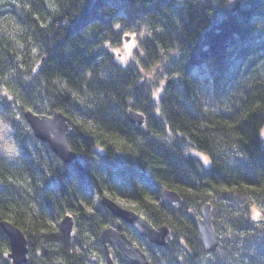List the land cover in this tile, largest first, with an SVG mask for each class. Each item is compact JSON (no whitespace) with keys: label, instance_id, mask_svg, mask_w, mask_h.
I'll list each match as a JSON object with an SVG mask.
<instances>
[{"label":"trees","instance_id":"trees-1","mask_svg":"<svg viewBox=\"0 0 264 264\" xmlns=\"http://www.w3.org/2000/svg\"><path fill=\"white\" fill-rule=\"evenodd\" d=\"M27 110L67 117L75 160L35 136ZM0 117L21 150L0 154V264H12L2 220L27 235L26 264L106 262L110 226L144 242L151 264H264V0H0ZM165 188L181 201L165 202ZM92 192L135 202L169 226L167 244L88 210ZM206 203L213 253L196 222ZM66 215L70 239L50 222Z\"/></svg>","mask_w":264,"mask_h":264},{"label":"water","instance_id":"water-1","mask_svg":"<svg viewBox=\"0 0 264 264\" xmlns=\"http://www.w3.org/2000/svg\"><path fill=\"white\" fill-rule=\"evenodd\" d=\"M129 40V39H128ZM129 119L132 123L143 124L145 116L141 113L129 111ZM25 117L30 123L37 138L50 145L51 149L65 162H71L75 157L68 143L69 124L67 117L62 112H55L53 116L39 115L31 110L25 112ZM165 202L177 204L181 201L178 192L165 188L162 192ZM102 204L113 215L131 224L139 234L148 238L157 245H166L170 228L167 225L155 227L145 217L137 212L120 206L115 200L104 195ZM197 226L208 253L216 252L220 246L221 238L212 221V204L206 203L202 208L201 216L196 219ZM74 218L66 215L61 221L62 231L67 239L71 238L74 229ZM1 226L9 239L7 256L12 264H26L29 259L30 246L25 232L8 220H2ZM106 253V264H116L109 249L110 244H115L132 264H151L144 250L136 246L126 233L115 227H106L100 235Z\"/></svg>","mask_w":264,"mask_h":264},{"label":"rangeland","instance_id":"rangeland-1","mask_svg":"<svg viewBox=\"0 0 264 264\" xmlns=\"http://www.w3.org/2000/svg\"><path fill=\"white\" fill-rule=\"evenodd\" d=\"M136 46V43L135 42H123L120 46H117L115 49L116 51H120L121 53V56H120V61L122 63H125L126 60L133 54V51H134V48ZM2 91L4 92H7V93H10V88L9 87H2ZM40 115V114H39ZM47 116H53L52 114H46ZM26 122L28 123V121L26 120ZM0 123H4V124H7L8 125V128L5 130V136L6 138L8 139H11L14 141V128L8 124L6 121H4L1 117H0ZM29 124V123H28ZM30 126V124H29ZM31 127V126H30ZM15 142V141H14ZM20 149L17 147V153L14 154V155H7L6 153H4L2 150H0V154L1 155H5V156H10V157H16L17 155L20 154ZM87 194L90 195L89 191H87ZM93 194V201H92V205L90 206V208L88 210H92V209H95L97 208L98 206H101V195H99L98 192H92ZM106 195L107 196H111V198L113 200H115L120 206L124 207V208H127V209H130V210H133L135 212H138L139 214L143 215V216H146V214L142 211L141 208H139V206H137V204L131 200H127L125 198H122L118 195L116 196H113L111 194H109L108 192H106ZM255 205L252 206V214L254 217H257L260 213V209L259 208H255L254 207ZM147 217V216H146ZM50 222L51 224L56 227V226H60L61 224V219L59 220L57 217L53 216L51 219H50ZM133 238L132 240L134 241V243L140 247L143 248V250L145 251V246L143 244H145L144 242H142L138 237H136L133 233ZM92 242V240H90ZM142 246H141V245ZM146 245V244H145ZM94 251H93V255L94 256H98L97 254L99 253L97 247H96V244L95 243H92V246H91ZM146 247H148L146 245ZM98 251V252H97ZM148 254V253H147ZM114 255V254H113ZM149 256V255H148ZM104 257V256H103ZM115 259H116V262H118V264H120V261L119 259L117 258V256H115ZM100 259V258H98ZM101 261V264H106L105 262V258L104 259H100Z\"/></svg>","mask_w":264,"mask_h":264},{"label":"clouds","instance_id":"clouds-1","mask_svg":"<svg viewBox=\"0 0 264 264\" xmlns=\"http://www.w3.org/2000/svg\"><path fill=\"white\" fill-rule=\"evenodd\" d=\"M7 128V124L0 123V150L11 156L17 153V146L13 140L6 138L5 130Z\"/></svg>","mask_w":264,"mask_h":264},{"label":"bare ground","instance_id":"bare-ground-1","mask_svg":"<svg viewBox=\"0 0 264 264\" xmlns=\"http://www.w3.org/2000/svg\"><path fill=\"white\" fill-rule=\"evenodd\" d=\"M26 118V117H25ZM25 120H27V119H25ZM29 123V122H28ZM30 124V123H29ZM31 126V125H30ZM31 129H32V127H31ZM33 131V130H32ZM56 152V151H55ZM74 153V152H73ZM74 155H75V157L73 158V160H75V158H76V154L74 153ZM59 157V156H58ZM60 158V157H59ZM104 196V194L101 196V206H103V207H105V208H107L106 206H104L103 204H102V197ZM255 208H257V207H255ZM108 209V208H107ZM109 210V209H108ZM110 211V210H109ZM111 212V211H110ZM112 213V212H111ZM138 213V212H137ZM139 214V213H138ZM141 215V214H140ZM115 216V215H114ZM117 217V216H116ZM117 218H119V217H117ZM120 219V218H119ZM120 220H122V219H120ZM129 224V223H128ZM130 226L137 232V230L130 224ZM110 227H112V226H110ZM156 227V226H155ZM117 229V228H116ZM119 230V229H118ZM121 231V230H120ZM123 232V231H122ZM125 233V232H124ZM138 233V232H137ZM139 234V233H138ZM141 235V234H140ZM7 236V235H6ZM27 236V235H26ZM128 236V235H127ZM129 237V236H128ZM28 238V237H27ZM130 238V237H129ZM146 238V237H145ZM131 240H132V238H130ZM148 239V238H147ZM9 240V239H8ZM149 240V239H148ZM28 241H29V239H28ZM133 241V240H132ZM150 241V240H149ZM151 242V241H150ZM133 243H134V241H133ZM135 244V243H134ZM154 244V243H153ZM136 245V244H135ZM136 246H138V245H136ZM111 248V246L109 245V249ZM119 248V247H118ZM105 249V248H104ZM122 252V251H121ZM145 252V254L147 255V257H148V254H147V252L146 251H144ZM7 253H8V251H7ZM110 253H111V255L113 256V254H112V249L110 250ZM124 255V254H123ZM8 257V256H7ZM114 257V256H113ZM125 257V256H124ZM115 259V258H114ZM126 259V258H125ZM29 260V259H28ZM127 260V259H126ZM128 261V260H127ZM129 262V261H128ZM130 263V262H129ZM132 264V263H131Z\"/></svg>","mask_w":264,"mask_h":264}]
</instances>
